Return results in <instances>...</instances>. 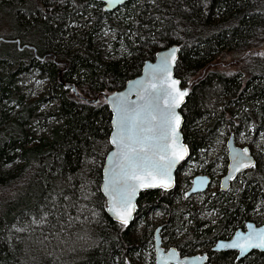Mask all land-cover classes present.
Listing matches in <instances>:
<instances>
[{"label":"trees","instance_id":"1","mask_svg":"<svg viewBox=\"0 0 264 264\" xmlns=\"http://www.w3.org/2000/svg\"><path fill=\"white\" fill-rule=\"evenodd\" d=\"M3 4L14 6L18 31L0 42V264H128L143 243L135 235L138 220L158 210L183 252L209 250L249 220L264 224V156L255 154L256 166L227 191L216 188L194 201L180 200L177 186L146 190L133 222L113 220L100 188L112 111L95 101L99 93L121 89L159 49L179 44L176 75L190 81L181 110L191 156L198 158L224 126L236 136L251 121L264 138V52H250L231 73L211 65L225 49L264 43V0H130L113 11L96 0ZM35 73L46 86L34 98L25 81ZM70 84L89 100L73 95ZM206 171L215 180L213 163ZM74 193L89 197L81 200L89 210L78 220L62 217L63 228L53 215L48 224L33 222ZM153 225H144V235ZM213 260L264 264V251L240 260L214 252L208 264Z\"/></svg>","mask_w":264,"mask_h":264},{"label":"water","instance_id":"2","mask_svg":"<svg viewBox=\"0 0 264 264\" xmlns=\"http://www.w3.org/2000/svg\"><path fill=\"white\" fill-rule=\"evenodd\" d=\"M104 3L106 11H113L126 2L130 0H122L118 3L117 0H96ZM1 42V39H0ZM175 51V59L171 58L172 50ZM180 45L173 44L168 47L159 49L154 58L147 59L142 66L141 72L130 78L126 81L125 85L121 89L114 90L108 94H105L106 103L109 105L112 111L111 119V134L109 137L110 140V149L108 150L102 171V182H101V191L106 197V210L108 214L113 218V220L121 223L117 219L116 212L112 211L114 207V202L112 197L104 191V185L109 178V170L113 167V153L117 151L115 144L111 143L114 134L117 131L116 124L114 121L118 119L117 107H122L127 111L129 116H135L136 113H139L138 126L136 129V135L143 141V147H145V155L154 161L158 166H167V160H160V156L164 155L168 158L175 160V163L171 165L168 171V175L161 176L158 172V168L151 169L155 175V180L146 181L152 183H158L161 179L169 181L171 187H153V188H140L137 185V190L135 195L132 197V204L135 205L132 210L131 218L129 223L133 222L137 216L138 211V201L140 195L143 191L146 190H162V191H171L176 187V174L180 166L188 160L191 155V148L189 143L185 140L183 134L184 126V115L182 113V107L184 106L187 96H188V87L184 86L180 77L176 75V66L179 59ZM167 57V66L164 68V61ZM178 81L179 83L173 86L172 82ZM73 86V84H72ZM154 86V87H153ZM73 89L76 91V86H73ZM175 89L184 91L187 93L183 97L182 102L178 107L175 108V114L180 117V125L177 129V136L175 138L171 137L169 132L170 125L166 122L165 116L168 114L167 105L170 103L169 93L175 94ZM78 94V92H76ZM88 99L84 95L79 96ZM95 101H99L100 98H95ZM179 99V97H177ZM89 100V99H88ZM171 126H174V121ZM168 135L167 139L163 137ZM228 148V166L227 171L221 178V189L224 191L229 190L231 187V182L241 173L254 168L257 164V159L249 145H240L237 142L236 136L234 133L230 134L229 139L226 142ZM182 148H186V154L182 151ZM244 149H247V154L240 161V168L237 171V160L234 159L237 152H243ZM177 152L179 155L183 156V159H179L177 156H173V152ZM243 164L255 165L243 167ZM211 177L209 175H198L193 180V186L189 190V194L203 191L209 188ZM115 206L119 208V197L115 202ZM162 230V225L158 226L156 229V240H155V254H156V264H207L209 261L208 255L205 254H196V255H184L182 256L176 246L170 247L168 250L162 245V238L160 237V231ZM261 230H264V224H257L254 221L247 222V230L238 229L234 236L230 239L224 240L221 239L215 245L216 250L223 249H236L239 251V257L247 256L252 250L264 248H249L245 255H240V248H228L222 247L221 245H228L233 242L243 243L245 237L249 235H255ZM259 237H256L254 242H258Z\"/></svg>","mask_w":264,"mask_h":264},{"label":"snow or ice","instance_id":"3","mask_svg":"<svg viewBox=\"0 0 264 264\" xmlns=\"http://www.w3.org/2000/svg\"><path fill=\"white\" fill-rule=\"evenodd\" d=\"M118 3L122 0H117ZM175 51L172 50L171 58L175 59ZM167 66V57L164 61V68ZM178 81H173L172 84L175 86L178 84ZM154 87V86H153ZM187 93L175 89V94L169 93L170 103H168V114L165 116L166 122L170 125L169 132L171 137L175 138L177 136V129L180 125V117L175 114V108L179 106L182 102L183 97ZM179 97V99H177ZM118 119L114 121L116 124L117 131L111 140L112 144H115L117 151L113 153L112 159L114 161L113 167L109 170V178L107 179L104 185V191L112 197L114 202V207L111 209L116 212L117 219L121 221L122 224L128 225L129 219L132 215V210L135 205L132 204V197L135 195L137 190V185L140 188H153V187H171L169 181L161 179L158 183L146 182L155 180V175L151 169L158 168V172L161 176L168 175L169 168L172 164L175 163V160L168 158L167 156L161 155L160 160H167V166H158L149 157L145 155L146 149L143 147V141L136 135V129L138 126L139 113H136L135 116H129L127 111L122 107H117ZM174 121V126H171ZM164 139L168 138L166 134ZM182 151L186 154L187 149L182 148ZM247 149H244L243 152H237L234 159L237 160V171L241 166L240 161L247 154ZM173 156H177L179 159H183L182 155H179L177 152L172 153ZM243 167L255 166L249 164H243ZM86 187V185H81V191ZM63 195V194H62ZM75 199L72 197L65 196L64 199L68 203L53 207L57 208L56 212L49 213L44 211L41 213L39 218H33V222L37 225L48 224L49 215H53L57 222L61 224L63 228L62 217H66L69 221L75 219L78 220L80 215L88 211V204L81 203V200H89L88 196H79L74 193ZM119 197V208L115 206V202ZM69 209H74L76 215L72 216ZM55 228V225H52ZM18 231H24V229H18ZM259 237L258 242H254L256 237ZM222 247L228 248H240V255L243 256L249 248H264V230H261L255 235H249L245 237L243 243L233 242L228 245H221Z\"/></svg>","mask_w":264,"mask_h":264},{"label":"rangeland","instance_id":"4","mask_svg":"<svg viewBox=\"0 0 264 264\" xmlns=\"http://www.w3.org/2000/svg\"><path fill=\"white\" fill-rule=\"evenodd\" d=\"M9 0H0V38L6 37L11 34L12 30L17 33L18 28L12 25V22L15 19V8L13 5L3 4L4 2ZM34 0H28V4H32ZM4 44V43H3ZM2 44V45H3ZM1 45V46H2ZM250 52L254 53H262L264 52V43L262 45L256 47L246 48L245 50L241 49H225L221 53L217 54L211 65L213 68L218 70H223L228 73L234 72L240 69L246 61V57L250 54ZM193 80V79H192ZM27 84L26 91L30 96L36 97L37 95L43 93V90L46 86L45 79H39L37 74H32L29 78L25 81ZM183 83V82H182ZM190 81L184 86H188ZM68 86V85H67ZM75 86V85H73ZM72 84L68 87L73 95L76 96H83L81 89L76 88V91L73 89ZM117 90V89H116ZM189 90V89H188ZM114 90H106L102 94H97L96 97L100 98L101 102H106L105 94H108ZM78 92V94H76ZM189 93V91H188ZM202 123V122H201ZM200 123V124H201ZM206 125H203L205 127ZM249 128L246 130H242L240 135H236V139L238 144L240 145H249L252 147L254 154L258 157L264 156V149L261 147L264 141L262 136H259L255 132V125L250 121L248 124ZM244 128V126H243ZM218 137L215 140L209 142V145L205 146L200 150L199 157L194 158L190 156L188 160L183 164L182 168L180 169L179 179H180V188L175 193L178 198L182 200H195L197 196H186L184 191L188 190L191 186L189 183L192 178L197 174L205 173L206 168L209 162L213 163V172L217 174L213 184L210 187V191L215 190L216 188L220 187V178L226 172V165H227V157H228V148L226 146V142L230 137V134L227 133L225 126L223 128L217 129ZM110 145V140H109ZM111 147V146H110ZM110 149V148H109ZM108 149V150H109ZM106 157V156H105ZM105 161V159H104ZM240 179V177L238 178ZM230 189V188H229ZM201 196V194L199 195ZM187 198V199H185ZM202 196L200 199H203ZM164 213L160 210L153 211L150 215L146 218V220H138L137 224V231L135 233L140 240H143L142 245L136 250L133 256L128 257V264H156V255H155V231L158 226L165 224L163 221ZM153 222L154 225L149 229L152 232L148 235H144L143 228L147 222ZM172 230L166 233V229H162L160 231V237L163 236V245L168 248L173 245L172 241ZM85 241L88 240L87 236H84Z\"/></svg>","mask_w":264,"mask_h":264},{"label":"flooded vegetation","instance_id":"5","mask_svg":"<svg viewBox=\"0 0 264 264\" xmlns=\"http://www.w3.org/2000/svg\"><path fill=\"white\" fill-rule=\"evenodd\" d=\"M1 39V41L2 40H4L5 38L4 37H1L0 38ZM18 40V39H17ZM18 43H19V46L21 45V42H20V40H18ZM30 48H32V49H34L35 50V53H36V55H38V53H37V50H36V48L34 47V46H32V45H28ZM50 55H52V56H54L53 54H50ZM191 156V155H190ZM190 158V157H189ZM227 161H228V157H227ZM185 163V162H184ZM227 166H228V162H227V165H226V168H227ZM181 167V166H180ZM182 168V167H181ZM181 168H179L178 169V171H177V174H176V182H177V184H176V186L178 187V188H180V179H179V173H180V169ZM226 171H227V169H226ZM248 171V170H247ZM246 172V171H245ZM245 172H243V173H245ZM226 173V172H225ZM224 173V174H225ZM243 173H241V174H239L232 182H231V186H232V184L234 183V181L235 180H237ZM209 175L210 177H211V181H210V186H209V188L208 189H206V190H203V191H199V192H195V193H192V194H189V190L191 189V187L193 186V180H194V178L196 177V176H198V175ZM223 174V175H224ZM223 175L221 176V178L223 177ZM221 178H220V187H218L219 189H221ZM213 182H214V180H212V176H211V174L209 173V172H207V171H205V173H202V174H197V175H195L193 178H192V180H190V184H191V186H190V188L188 189V190H186V191H184V193H186V196H198L199 197V195L201 194H204V195H208L211 191L209 190L210 189V187H211V185L213 184ZM176 188V187H175ZM222 190V189H221ZM162 191V190H161ZM224 191V190H223ZM198 198H195V200L194 201H196ZM183 200H184V198H183ZM249 221H254V220H249ZM248 221V222H249ZM254 222H256V221H254ZM257 223V222H256ZM258 225L260 224V223H257ZM163 226H164V224L162 225V229H163ZM238 229H240V228H238ZM237 229V230H238ZM241 229H243V230H247V223H246V225H245V227H242ZM236 230V231H237ZM235 231V232H236ZM235 232H233L232 234H229V235H227V236H225V237H221V238H218V239H215L212 243H211V246H210V249L208 250L207 249V247L206 248H198V249H195V250H193V251H191V252H183L176 244H175V242L173 241V245L172 246H176L177 248H178V250H179V252H180V254L182 255V256H184V255H196V254H207L208 255V257H209V259H208V261L210 260V257H211V255L214 253V252H232V253H234L235 254V260H240V259H243V258H245V257H247L252 251H254V250H260V249H254V250H252L247 256H244V257H239V251L238 250H236V249H223V250H216V249H214L215 248V245L217 244V242L219 241V240H221V239H224V240H227V239H230V238H232L233 236H234V234H235ZM167 233V232H166ZM156 231H155V240H156ZM162 240H163V236H162ZM164 243H163V241H162V245H163ZM164 246V245H163ZM172 246H170V247H172ZM170 247H168V248H166L165 246H164V248H166L167 250L170 248ZM260 251H264V250H260ZM156 255V254H155ZM213 261H215V263L214 264H219V263H217V261L216 260H213ZM210 262V261H209ZM208 262V263H209ZM207 263V264H208Z\"/></svg>","mask_w":264,"mask_h":264},{"label":"bare ground","instance_id":"6","mask_svg":"<svg viewBox=\"0 0 264 264\" xmlns=\"http://www.w3.org/2000/svg\"><path fill=\"white\" fill-rule=\"evenodd\" d=\"M77 88V87H76ZM210 186V185H209ZM166 249V248H165ZM167 250V249H166Z\"/></svg>","mask_w":264,"mask_h":264}]
</instances>
